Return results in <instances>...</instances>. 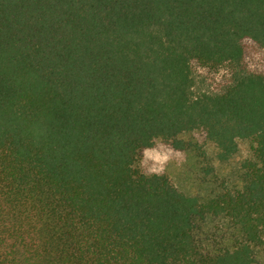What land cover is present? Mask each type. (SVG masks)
<instances>
[{
	"label": "trees",
	"instance_id": "16d2710c",
	"mask_svg": "<svg viewBox=\"0 0 264 264\" xmlns=\"http://www.w3.org/2000/svg\"><path fill=\"white\" fill-rule=\"evenodd\" d=\"M264 49V0H0V264H258L264 76L195 95V65ZM218 163L206 200L135 163L157 143ZM226 228L218 242L210 220Z\"/></svg>",
	"mask_w": 264,
	"mask_h": 264
},
{
	"label": "rangeland",
	"instance_id": "374dc122",
	"mask_svg": "<svg viewBox=\"0 0 264 264\" xmlns=\"http://www.w3.org/2000/svg\"><path fill=\"white\" fill-rule=\"evenodd\" d=\"M245 49V56L239 65H225L216 69L195 65L193 93H221L236 75L243 72L264 76V49L251 42H246ZM184 138L192 139L196 144L194 152H177L157 143L153 148L140 152L135 163L136 169L144 174L166 175L180 192L198 196L203 201L212 192L221 193L233 188L237 167L250 157L249 143L238 141L236 155L226 163H218L214 147L205 142L202 134L195 132ZM209 228L208 235H211L214 242H218L226 228V221L221 218L211 219ZM258 264H264V247Z\"/></svg>",
	"mask_w": 264,
	"mask_h": 264
}]
</instances>
